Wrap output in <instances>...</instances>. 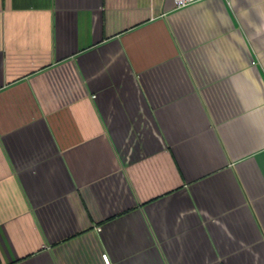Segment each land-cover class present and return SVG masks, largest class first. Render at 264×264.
<instances>
[{
	"label": "crops",
	"instance_id": "obj_1",
	"mask_svg": "<svg viewBox=\"0 0 264 264\" xmlns=\"http://www.w3.org/2000/svg\"><path fill=\"white\" fill-rule=\"evenodd\" d=\"M0 264H264V0H0Z\"/></svg>",
	"mask_w": 264,
	"mask_h": 264
},
{
	"label": "built area",
	"instance_id": "obj_2",
	"mask_svg": "<svg viewBox=\"0 0 264 264\" xmlns=\"http://www.w3.org/2000/svg\"><path fill=\"white\" fill-rule=\"evenodd\" d=\"M193 1H195V0H174L175 5H176L177 7L185 6L186 4L191 3V2H193Z\"/></svg>",
	"mask_w": 264,
	"mask_h": 264
}]
</instances>
